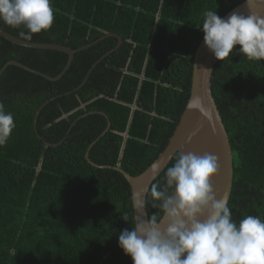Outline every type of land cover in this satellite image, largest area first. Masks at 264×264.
Segmentation results:
<instances>
[{"label": "trees", "instance_id": "obj_1", "mask_svg": "<svg viewBox=\"0 0 264 264\" xmlns=\"http://www.w3.org/2000/svg\"><path fill=\"white\" fill-rule=\"evenodd\" d=\"M243 1L52 0L51 28L27 41L87 47L57 81L15 65L0 76V102L16 124L0 146V264H133L118 242L135 222L132 192L114 167L138 175L164 151L189 99L194 55L204 37L197 26L207 10L223 17ZM0 28L24 39L22 26L0 21ZM107 33L120 35L122 45L71 92L116 46L114 36L96 42ZM10 60L56 77L68 54L0 36V69ZM212 91L234 156L233 219L264 218V60L249 61L234 49L217 62ZM55 96L38 116L41 140L35 115ZM92 111L104 112L111 126L90 159L111 167L86 159L107 127L105 116ZM63 138L57 146L45 144ZM177 154L153 184L165 183ZM157 211L147 206L149 218Z\"/></svg>", "mask_w": 264, "mask_h": 264}, {"label": "clouds", "instance_id": "obj_2", "mask_svg": "<svg viewBox=\"0 0 264 264\" xmlns=\"http://www.w3.org/2000/svg\"><path fill=\"white\" fill-rule=\"evenodd\" d=\"M0 21L22 26L26 31L20 36L31 40L33 34L51 28L52 0H0ZM197 27L218 60L224 61L234 49L249 61L264 60V16L233 12L225 19L207 10ZM187 107L204 112L199 100H190ZM15 127L13 114L0 102V146ZM219 167L214 154L181 151L167 168L165 183L151 186L150 202L143 192L132 193L135 222L131 230L120 232L118 242L133 264H264V218L233 219L227 198L218 196L213 185ZM149 204L158 211L145 219Z\"/></svg>", "mask_w": 264, "mask_h": 264}, {"label": "water", "instance_id": "obj_3", "mask_svg": "<svg viewBox=\"0 0 264 264\" xmlns=\"http://www.w3.org/2000/svg\"><path fill=\"white\" fill-rule=\"evenodd\" d=\"M255 12L258 15L264 16V0H251V3H246V0L239 3L235 7H233L230 11H228L223 18L227 19L233 12H240L242 14H249V12ZM0 36L5 38L6 40L30 48L36 49H48V50H57L63 51L68 54V62L62 72L56 77L48 76L40 71L32 69L27 65L17 61L10 60L8 61L1 69L0 76L4 72V70L10 66L15 65L19 66L23 69H26L30 72L41 75L51 81H57L63 77L67 70L72 65L74 56L76 52L86 48L87 46H82L77 49H73L71 47L59 45L57 43H40V42H31L25 39H22L18 36L5 31L0 28ZM114 36L118 39L116 46L107 52L100 60H98L88 71L87 75L83 79V81L75 87L71 92L78 91L88 80L90 73L93 68H95L104 58L109 56L113 51L117 50L123 43V38L115 33H107L104 36L100 37L96 42L109 37ZM95 42V43H96ZM219 60L215 58L214 54L209 52L205 47L204 37L201 40L200 44L197 47V50L194 55V63H193V73H192V82L191 89L188 102L186 107L180 117V120L175 128V131L172 137L169 140L168 145L164 149L163 152L157 157L154 162L148 166L143 172L138 175H132L122 169L119 165L114 168L121 172L125 179L128 181L131 187V192H143L146 199L147 194L152 186L153 182L156 178L161 174V172L168 166L173 157L178 152H194L196 154H203L205 152L214 154L218 157L219 160V171L213 178V185L216 191V194L220 197H226L227 203H229L232 187H233V179H234V156L231 147V142L229 139L227 128L222 119L220 110L217 106L216 100L212 91V76L214 68ZM58 96L52 97L51 99L44 102L37 110L34 120V128L37 133V136L43 140V137L38 132L37 121L38 116L41 110L52 100L57 99ZM190 100H199L201 102L202 108L204 112L202 113L198 109H189L187 107ZM99 113L105 116L107 120V127L101 133V135L91 143L90 147L86 152V159L90 164L95 167H111L106 165H100L93 162L90 159V149L93 145L99 140L102 136H104L110 129L111 121L108 116L104 112L92 111L89 114ZM206 113V114H205ZM65 138L60 140L59 142L51 143L45 141L47 146H57L64 141ZM156 165L157 167H153ZM134 210V209H133ZM136 218V212L134 210V221ZM145 219L149 218L147 208L145 209Z\"/></svg>", "mask_w": 264, "mask_h": 264}]
</instances>
